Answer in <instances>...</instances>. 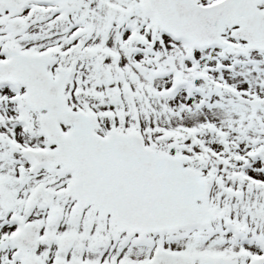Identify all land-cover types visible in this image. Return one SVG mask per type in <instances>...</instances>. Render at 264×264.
Returning a JSON list of instances; mask_svg holds the SVG:
<instances>
[{
    "label": "snow or ice",
    "instance_id": "snow-or-ice-1",
    "mask_svg": "<svg viewBox=\"0 0 264 264\" xmlns=\"http://www.w3.org/2000/svg\"><path fill=\"white\" fill-rule=\"evenodd\" d=\"M0 264H264V0H0Z\"/></svg>",
    "mask_w": 264,
    "mask_h": 264
}]
</instances>
